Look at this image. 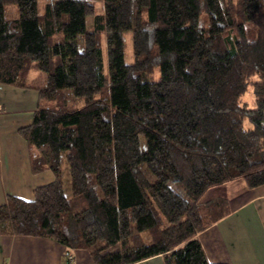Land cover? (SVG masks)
Segmentation results:
<instances>
[{"label": "trees", "instance_id": "1", "mask_svg": "<svg viewBox=\"0 0 264 264\" xmlns=\"http://www.w3.org/2000/svg\"><path fill=\"white\" fill-rule=\"evenodd\" d=\"M0 85L36 90L17 134L30 172L53 176L31 201L5 198L0 236L93 264H211L195 235L221 204L200 197L264 185V0H0Z\"/></svg>", "mask_w": 264, "mask_h": 264}, {"label": "crops", "instance_id": "2", "mask_svg": "<svg viewBox=\"0 0 264 264\" xmlns=\"http://www.w3.org/2000/svg\"><path fill=\"white\" fill-rule=\"evenodd\" d=\"M36 99L34 89L0 85V205L7 196L31 201L35 188L53 181L49 171L30 172L26 144L17 134L31 123ZM198 203L221 204L222 217L195 235L208 263L264 264V185L247 189L233 180L206 190ZM66 255L70 264H93L85 250H67L47 238L0 236V264H68ZM135 264L163 262L156 256Z\"/></svg>", "mask_w": 264, "mask_h": 264}, {"label": "rangeland", "instance_id": "3", "mask_svg": "<svg viewBox=\"0 0 264 264\" xmlns=\"http://www.w3.org/2000/svg\"><path fill=\"white\" fill-rule=\"evenodd\" d=\"M40 2H43V0H40ZM99 10V5L97 4L94 8V12H98ZM90 22H91V18L88 17L86 18V26L89 29L90 28ZM250 34H252V31L250 32ZM124 52H123V59L124 62L126 64H131L132 61V56H131V43H130V37L128 34L124 35ZM80 42H81V38L78 37V45L80 46ZM35 80L34 83L35 85H40L43 86L45 84V76L41 73H35L34 74ZM42 78V79H40ZM152 78L156 79L157 78V74L156 71L152 72ZM241 102H244L246 105H248L250 107V103H251V95L249 93L245 94L242 99ZM141 171L143 173V175L145 176V178L149 181L152 182L153 181V177L149 174V172L143 167L141 166ZM63 189H64V193L66 195H68V190H69V183L67 181V176L65 174V168L63 169Z\"/></svg>", "mask_w": 264, "mask_h": 264}, {"label": "built area", "instance_id": "4", "mask_svg": "<svg viewBox=\"0 0 264 264\" xmlns=\"http://www.w3.org/2000/svg\"><path fill=\"white\" fill-rule=\"evenodd\" d=\"M65 260H66V262H67L68 264L72 263V261H73V259H72V257H71L70 255H66V256H65Z\"/></svg>", "mask_w": 264, "mask_h": 264}]
</instances>
